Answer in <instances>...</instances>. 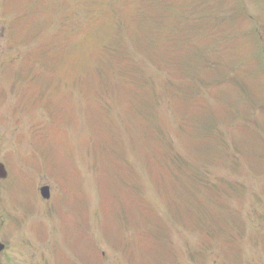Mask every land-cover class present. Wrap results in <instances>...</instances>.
Returning <instances> with one entry per match:
<instances>
[{
	"label": "rangeland",
	"instance_id": "1",
	"mask_svg": "<svg viewBox=\"0 0 264 264\" xmlns=\"http://www.w3.org/2000/svg\"><path fill=\"white\" fill-rule=\"evenodd\" d=\"M62 1L67 3L47 10L49 20L43 6L53 3V0H45V4L43 0H0V160L9 173L8 180L0 183V239L8 245L0 253L1 264H59V250L68 261L64 264H149L150 258L157 259L154 251L149 257L135 254L127 258L108 243L115 240L113 244H118L116 235L109 240L114 233L105 229L113 223V209L121 203L119 194L125 195L118 216L120 222L141 217V206L135 213L126 208L128 199L137 190L131 185L128 169L122 171L121 178L127 192L120 189L118 193L115 189V194H112L107 175L106 180L101 177L98 181L100 160L93 155L91 141L92 129L96 130L97 126L86 113L92 114L89 106L96 101L109 110L113 122L100 129L103 134L100 143L104 140L110 152L123 153L141 175L140 204L148 203L150 197L163 210L148 227L155 230L152 237L161 240V244L156 240L157 248L159 245L173 246L174 264H264V196L260 195V191L263 193L264 174H256L242 160L234 167H221L222 150L206 155L208 150L214 149L213 140L200 146L189 145L193 135L203 134V126L198 122L211 120L212 125L219 128L226 152L233 159L234 141H240V132L233 135L226 126L224 112L214 99L196 106L191 103L196 97L195 92L184 90L173 95L169 79L151 62L153 54L145 47L148 32L143 26L150 24L153 17L160 21L161 11L138 10L137 6L148 4V0H121L120 7L127 1L136 4L128 5L129 13L120 10L115 19L106 14L95 17L89 30L95 34L92 45L73 49L69 42L60 55L61 60L71 54L68 63L74 77L62 78L66 63L61 61L64 66L60 69L62 82L59 89L57 31L62 28L61 20L68 8L74 20L67 21L70 26L64 29L62 42L71 38L69 33L75 22L83 31L87 30V19L80 15L76 0ZM90 1L93 9L101 12L109 9L105 0ZM257 2L260 15L253 21L259 35L255 40L262 49L264 0ZM15 17L20 18V23L13 22ZM175 21L171 14L166 13L157 31L168 32L166 22ZM198 45L206 46L205 40H199ZM251 53L252 50L245 51L243 56L249 57ZM225 54L224 64L230 66L235 58L230 52ZM125 62L130 64L128 68ZM224 64L221 63L222 66ZM250 68L256 75L253 87L264 86V71L256 62H251L249 71ZM14 69L19 71L15 73ZM51 73L53 75L48 78ZM25 75L32 79L25 78ZM110 76L112 83L119 84L124 80L123 94L126 96L108 92L101 100L95 92L112 91L108 87H99L102 82L108 86ZM77 79L84 82L82 89L71 87ZM187 81L192 82V77ZM151 84H154V92L158 96L156 109L163 132L174 151L188 158L202 173V177L182 173V178L185 176L187 180L183 191L173 188L178 183L163 173L167 167L153 158L141 118L132 113L140 109L141 97ZM49 98L68 101L71 117L67 121L62 123L64 114L57 110V105L48 106L42 102ZM126 98L128 101L132 99L130 110L128 103H124L128 102ZM258 110L261 116L264 104H258ZM171 117H177L178 123L171 122ZM117 120L121 121L120 128H117ZM61 123L66 131L59 132ZM233 123L236 124V119ZM48 125L57 127V145L56 139L48 141L43 138ZM115 133L118 140L114 139ZM53 136V131H47V137ZM113 141L119 142L120 147L114 146ZM51 144L55 146L51 147ZM105 160L111 164L110 158ZM167 166L169 169L173 167L170 161H167ZM103 170L105 174L108 172ZM149 170L155 172L150 173ZM221 178L238 184L235 190L228 189L225 196L228 211L224 212L217 195ZM44 184H48L50 192L45 200L39 194V188ZM173 190L184 197L185 212L167 200V195H173ZM15 204H21L26 210ZM190 208L195 211L192 213L199 215L207 212L209 218L221 226L220 230L217 233L200 232V235L190 232L191 228H187L185 221V217L191 215L187 212ZM90 211L91 218L88 215ZM29 212L30 216L27 215ZM20 213L22 215L16 220V225L29 223V226L20 228L13 224V216ZM36 213L38 215H34ZM86 216L88 219L84 218ZM228 216L229 223L224 220ZM88 224L90 240L84 236L88 232ZM149 244L152 246L151 241ZM205 254H209L208 259L203 257Z\"/></svg>",
	"mask_w": 264,
	"mask_h": 264
},
{
	"label": "trees",
	"instance_id": "2",
	"mask_svg": "<svg viewBox=\"0 0 264 264\" xmlns=\"http://www.w3.org/2000/svg\"><path fill=\"white\" fill-rule=\"evenodd\" d=\"M120 2L121 0H105V4L109 6V9L101 12L98 9H93L90 0H76L80 15L87 19V30L83 31L74 21L75 25L71 27L69 33L71 38L62 42V36L65 34L64 29L66 30L70 26L67 21L74 20L72 18L74 15L70 14L68 8L67 13L61 20L62 28L57 31V61L60 60L59 57L66 50V44L69 42H71L70 45L73 46V49L79 47L88 48L92 45L95 34L89 30L95 17L106 14L115 19L119 15L120 10L129 13L128 5L130 3L136 4L135 2L127 1L120 7ZM147 2L148 4L142 7L137 6L138 10L149 9L152 13L155 10H160L162 19L157 21L153 17L150 24L143 26L147 28L148 32L144 44L153 54L151 62L168 75L172 94L177 95V92H183L184 90H188L190 93L195 91L197 86L194 82L187 81L188 77H195L201 80L206 90H208L210 99H214L224 112L225 122L233 123L236 119V124L232 128L233 133L240 132V141H234L235 154L232 156L233 159H230L229 154L226 152L225 140L220 134L219 128L212 125L211 120L201 121L203 126L201 132L203 134L193 135L189 140V145L200 146L209 140H213L215 142L213 143L215 145L214 149L208 150L206 155L211 156V152L222 150L223 163L221 167H234L239 163V160H242L256 174H264V130L262 127L264 110L261 116L258 110V104H264V86L253 87L256 76L251 72V68L250 71L248 70L251 59L243 56L245 51L250 49L254 53L258 52V57L261 56L260 48L255 40L259 32L254 29L253 21L259 16L253 17L248 13V11H251V7L259 8L257 3L252 0H148ZM66 3V1L57 0V8ZM166 13L171 14L176 21L173 23L166 22L168 32H158L157 29L162 26L163 17ZM199 40H205L206 46H199ZM227 52H230L235 58V61L230 66L224 64V56ZM70 56L71 54L68 58L65 55L57 62V74H60V68L64 66V62L61 61H65L66 68L62 71V75L66 77L73 75V70L68 63ZM125 65L128 68L130 64L125 62ZM260 67L264 70V64L260 63ZM120 74L122 75V73ZM109 78L110 84L108 86H105V82L98 85L101 89L108 87L112 91L95 92L101 100H104V96L108 92L124 93V80L118 84L111 82L112 76ZM83 86L82 84L79 85L81 89ZM213 90L215 91L214 93H212ZM154 91L155 86L151 84V87L145 90V94L141 97L140 109L134 110L132 113L137 114L141 118L140 121L145 127V140L149 144L153 158L161 166L167 167V171L163 173L169 175L178 183V186L173 185V188L183 191L186 188L185 182L187 180L185 176L182 178V173H188L195 177H202V173L188 158L174 151L170 140L162 130L163 125H160L156 109L158 96ZM123 95L126 96V94ZM195 96L191 100L192 105H204L205 99L199 95ZM128 108L130 110V107ZM92 111L95 114L94 124L97 126L96 130L100 131L105 124L113 123L109 117V110L104 108L101 102L96 101ZM241 112L244 114L241 115ZM130 118L136 120L135 117ZM170 119L171 122L178 123L174 117ZM116 124L117 128L121 127L120 120H117ZM112 127L115 126L112 125ZM97 135L102 136L103 134L100 131ZM118 138L115 133L114 139L118 140ZM106 143L104 140H102V143L99 140L92 142L93 155L96 160H100L99 168L101 170L99 172L105 177V180L106 175L108 176L110 182L109 190L112 194H115V189L118 193L120 189L125 192L128 191L121 183L122 171L128 169L131 185L137 190L128 199L126 208L129 209L131 205H134L137 212L139 206H141V217L136 219H139L143 224L151 225L155 216L159 212H163V210L150 197L148 203L140 204L141 175L126 160L123 153L110 152ZM151 143L154 145H150ZM113 145L120 147L119 142L115 143L113 141ZM106 157L111 159V164L105 160ZM167 161H170L172 168L169 169ZM103 169L108 170V172L105 174ZM149 172L154 173L155 171L149 170ZM157 177H159L158 174ZM100 179L99 176L98 181ZM220 183V188L217 192L218 204L224 212L228 211L225 200V196L228 195V189L235 190L238 184L222 178ZM123 196L125 195L119 194L118 196L122 206L125 202ZM167 200L173 206L182 209L183 212L186 211L184 197L179 192L176 193L173 190V195L168 194ZM187 212L191 213L187 218L185 217L187 228H191L189 229L190 232L200 235V232L217 233L220 230L221 226L216 225L209 218L207 212L199 215L192 213L195 211L191 208ZM118 216L119 213L115 214L114 219L119 220ZM229 218L230 216L224 220L229 223ZM168 223H170L169 219ZM154 231V229L142 225L139 231L123 229L122 234L131 238L136 233H140L139 236L153 235ZM159 233H161V230H159ZM202 236L206 235L202 234Z\"/></svg>",
	"mask_w": 264,
	"mask_h": 264
},
{
	"label": "water",
	"instance_id": "3",
	"mask_svg": "<svg viewBox=\"0 0 264 264\" xmlns=\"http://www.w3.org/2000/svg\"><path fill=\"white\" fill-rule=\"evenodd\" d=\"M6 176V173H5V170H4V167L2 164H0V177H5ZM43 190V194L45 193V191H47V188H42ZM2 248V245L0 244V249Z\"/></svg>",
	"mask_w": 264,
	"mask_h": 264
}]
</instances>
